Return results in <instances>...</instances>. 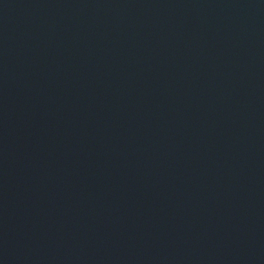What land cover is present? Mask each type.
I'll return each instance as SVG.
<instances>
[{
    "label": "water",
    "instance_id": "95a60500",
    "mask_svg": "<svg viewBox=\"0 0 264 264\" xmlns=\"http://www.w3.org/2000/svg\"><path fill=\"white\" fill-rule=\"evenodd\" d=\"M0 264H264V0H0Z\"/></svg>",
    "mask_w": 264,
    "mask_h": 264
}]
</instances>
